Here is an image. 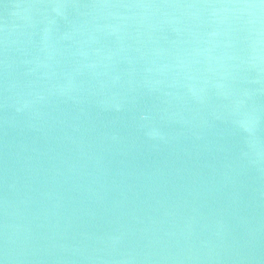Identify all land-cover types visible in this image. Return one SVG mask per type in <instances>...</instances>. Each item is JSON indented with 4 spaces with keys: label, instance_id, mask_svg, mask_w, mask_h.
<instances>
[{
    "label": "water",
    "instance_id": "obj_1",
    "mask_svg": "<svg viewBox=\"0 0 264 264\" xmlns=\"http://www.w3.org/2000/svg\"><path fill=\"white\" fill-rule=\"evenodd\" d=\"M0 264H264V0H0Z\"/></svg>",
    "mask_w": 264,
    "mask_h": 264
}]
</instances>
